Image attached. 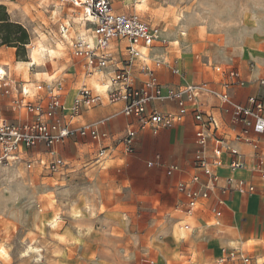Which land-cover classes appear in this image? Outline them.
<instances>
[{"label": "crops", "instance_id": "1", "mask_svg": "<svg viewBox=\"0 0 264 264\" xmlns=\"http://www.w3.org/2000/svg\"><path fill=\"white\" fill-rule=\"evenodd\" d=\"M33 2L36 0H5L2 4L7 7L12 21L21 23L29 30L31 17L25 9L26 4ZM113 6L117 12L131 13L120 8L116 9L114 4ZM263 8L264 6L260 4L257 5L254 14L242 10L244 12L239 16L232 14L222 16L226 19H239L240 22L226 24L223 28H210L214 35H225V48L220 47L222 50L216 53L214 63L211 60L203 62L201 59L188 62L184 58L177 56L176 58L173 54H169L167 48L155 45L151 50V56L163 59V65L158 69L162 93L166 94L169 88H178L190 82L207 80L217 84L222 75L215 67L229 65L238 69L246 80L245 85L230 88L232 98L239 103L248 104L249 98L256 96L264 102V84L261 83L264 79ZM67 38L70 41L69 35ZM30 39L32 40V35ZM62 42L64 44V41ZM71 54L73 55L72 50ZM15 55V47L5 45L0 47V61L10 60ZM32 55L36 56L35 53ZM74 57L77 60L69 58V62L54 61V64L47 69L43 66L44 63H38L37 71H30L31 65H29L28 73H24L17 66L19 70L15 79L29 81L28 84L32 88L49 80H63L64 89L61 99L64 109L59 112L70 119L74 98L83 85L99 91L105 89L103 84L105 78L102 74L99 71L90 73L84 60ZM32 62L35 64L34 61ZM173 66H178L181 73H175ZM8 68L11 72L9 66ZM46 72L50 75L49 78L45 75ZM28 74L29 79H25ZM136 74L138 75V72ZM94 82H99L103 88L97 87ZM40 96L48 98L45 93ZM10 100V96H1L0 119L3 117L12 120L24 119L25 112L12 110ZM217 105L218 101L212 97L204 101L206 109ZM122 106V102L105 101L97 107L83 109L75 120L77 123L92 122L104 116L114 115V120L105 129L114 136H120L129 126L138 125L136 117L126 116L121 112ZM152 106L159 110L177 108L176 103L168 99L156 101ZM195 107L196 104H188L189 115L180 124L167 128L139 130L134 153L126 154L121 147H118L106 153L108 156L101 164L95 161L100 145L90 137L69 140L59 145L60 155L70 164L69 169L62 175L74 170L71 161L83 160L85 154L87 159H93L91 163L103 168L110 167L107 164L110 157L128 161L127 165L133 173L132 178L129 177L131 185L129 195L137 200L138 207L130 208L131 211H136L134 214L129 208L112 209L111 212L116 213L112 215L111 221L114 227L122 231L127 228L128 233L131 234L127 238L139 243L138 246L134 245L129 257L135 260L132 264H141L146 259L154 260V264H217L221 257L233 249L264 261V179L250 169L232 168L229 165L231 160L229 152H223L222 165L214 170L219 176V182L211 196L203 200L197 210L190 214L186 211L178 185L181 181L189 180L198 171L194 168L197 149L196 121L193 116ZM213 110L229 132L230 144L235 146L249 162H253L257 149L250 143L234 140V134L239 132L241 127L235 128L229 115L221 113L216 108ZM251 138L257 139V136L252 133ZM259 140V150H264V135L260 136ZM44 153L48 154L47 149L40 144L28 150L25 156L34 157ZM47 157L48 155L45 159ZM149 162L154 164L149 165ZM170 166H177V169L169 173ZM229 178L246 179L253 183L256 189L253 192L231 191L227 188ZM213 207H218L222 211L220 217L213 213ZM141 219L142 229L139 227ZM186 224L189 228H185ZM52 263L54 262L48 261L47 264ZM57 264L73 263L58 261ZM225 264H231V261Z\"/></svg>", "mask_w": 264, "mask_h": 264}, {"label": "built area", "instance_id": "2", "mask_svg": "<svg viewBox=\"0 0 264 264\" xmlns=\"http://www.w3.org/2000/svg\"><path fill=\"white\" fill-rule=\"evenodd\" d=\"M67 1L81 9V21L92 26V32L90 36L84 33L66 44L76 57L84 60L90 73L99 71L102 74L105 89L99 91L83 85L71 106L72 118L67 119L59 112L64 109L61 99L63 80H49L32 88L29 81L15 79L8 65H0V101L2 95L10 96L12 110H22L26 114L24 119H0V168L11 161L24 160L28 150L42 144L47 149L48 157L36 161L63 174L70 164L60 155L59 145L85 137L92 138L100 145L95 157L99 164L108 156L106 153L118 147L124 153L132 154L139 130L180 124L189 115L188 104L193 103L196 104L193 116L197 143L194 168L198 171L178 185L187 213L200 208L203 200H207L218 186L219 176L214 170L222 165L223 152L231 155L229 165L232 168L250 169L264 179V150H259V138L264 135V102L256 96L250 97L248 104L232 98L230 88L246 83L238 69L229 65L216 66L215 69L222 75L217 84L207 80L190 82L178 88H169L164 94L158 77L163 59L151 56V50L159 39L157 28L137 13L115 11L112 0ZM71 27L69 21L62 25V41L68 40ZM29 64L34 65L32 61ZM173 70L181 73L178 66H173ZM261 83L264 84V79ZM42 93L47 94L48 98L40 96ZM209 97L218 101L214 108L229 115L235 128L241 127L234 134V140L250 143L257 149L253 162H249L230 144V134L214 108H205L204 101ZM166 99L175 102L177 108L159 110L152 106L154 102ZM105 101L122 102L121 112L136 117L138 125L129 126L122 135L114 136L105 129L114 120V115L77 123L75 118L83 109L97 107ZM252 133L257 139L251 138ZM28 161L32 163V157ZM153 164L149 162V165ZM176 169L177 166H170L168 172L172 173ZM227 188L231 191L253 192L256 186L246 179L229 178ZM212 211L217 217L222 215L218 207H213ZM185 228H189V225L186 224ZM228 261L231 264H264V261L237 249L221 257L217 264ZM141 264H154V260L146 259Z\"/></svg>", "mask_w": 264, "mask_h": 264}, {"label": "rangeland", "instance_id": "3", "mask_svg": "<svg viewBox=\"0 0 264 264\" xmlns=\"http://www.w3.org/2000/svg\"><path fill=\"white\" fill-rule=\"evenodd\" d=\"M112 2L116 9L137 13L157 28L159 39L155 45L167 48L169 54L188 62L201 59L212 63L216 53L222 50L220 47L225 48V35H214L210 28L240 22L222 16H239L244 11L254 14L257 5L264 6V0ZM26 6L31 17L28 28L32 40L25 49L17 47L15 57L0 61V65H8L12 76L17 78V66L24 73L29 72L27 64L22 68L20 62H31L32 53L36 54L38 63H44L45 69L54 61L77 60L66 42L84 33L90 36L92 32V26L81 21V9L67 0H36ZM67 21L72 25L70 41L65 39L63 44L61 28ZM37 64L30 71H37ZM45 75L50 76L47 72ZM25 79H29V74ZM94 84L103 88L99 82ZM47 155H35L32 163L28 161L30 157L24 156V160L11 161L0 168V264L134 263L129 257L134 245L139 243L127 238L131 236L127 228L122 231L111 221L116 213L112 209L138 207L137 200L129 195L133 173L128 161L110 157L107 162L110 167L103 168L91 163L93 159H87L85 154L83 160L71 161L74 170L62 175L60 170L36 161ZM142 225L141 219V229ZM30 247L38 251L26 253Z\"/></svg>", "mask_w": 264, "mask_h": 264}, {"label": "trees", "instance_id": "4", "mask_svg": "<svg viewBox=\"0 0 264 264\" xmlns=\"http://www.w3.org/2000/svg\"><path fill=\"white\" fill-rule=\"evenodd\" d=\"M0 47L8 45L11 47L23 48L30 42L29 30L21 23L12 21L8 14L7 7L0 4Z\"/></svg>", "mask_w": 264, "mask_h": 264}, {"label": "bare ground", "instance_id": "5", "mask_svg": "<svg viewBox=\"0 0 264 264\" xmlns=\"http://www.w3.org/2000/svg\"><path fill=\"white\" fill-rule=\"evenodd\" d=\"M1 4V3H0ZM90 39H92V37L90 38ZM53 51V50H52ZM32 61H34V63L35 64H37L38 63V60H37V57L35 56V55H32ZM21 63V66L22 67H25V65L24 64H27V66H29V63H27V62H20ZM33 63V62H32ZM37 252L38 251V249L37 248H34V247H30V249L26 252V253H29V252Z\"/></svg>", "mask_w": 264, "mask_h": 264}, {"label": "snow or ice", "instance_id": "6", "mask_svg": "<svg viewBox=\"0 0 264 264\" xmlns=\"http://www.w3.org/2000/svg\"><path fill=\"white\" fill-rule=\"evenodd\" d=\"M141 6H143V5H141ZM149 43H150V41H149ZM97 87H99L98 85H97ZM102 90V89H101Z\"/></svg>", "mask_w": 264, "mask_h": 264}]
</instances>
